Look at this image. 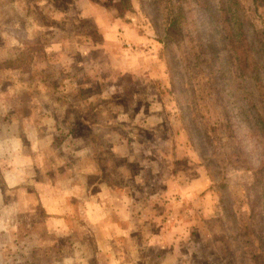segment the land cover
Instances as JSON below:
<instances>
[{
	"label": "rangeland",
	"instance_id": "374dc122",
	"mask_svg": "<svg viewBox=\"0 0 264 264\" xmlns=\"http://www.w3.org/2000/svg\"><path fill=\"white\" fill-rule=\"evenodd\" d=\"M52 2L57 15L49 17L42 0H0V56L2 45L39 50L48 35L75 56L69 41L88 38L83 53L99 60L92 69L118 73L101 83L106 102L131 116L152 104L160 115L157 135L141 134L152 152L142 178L157 193L171 179V264H264V136L254 120L264 118V70L248 51L264 42V0H89L83 17L70 0ZM114 20L127 27L119 45L105 42L118 57L86 53L106 38L96 26ZM191 180L194 195L179 190Z\"/></svg>",
	"mask_w": 264,
	"mask_h": 264
},
{
	"label": "crops",
	"instance_id": "0c3cea01",
	"mask_svg": "<svg viewBox=\"0 0 264 264\" xmlns=\"http://www.w3.org/2000/svg\"><path fill=\"white\" fill-rule=\"evenodd\" d=\"M70 2L87 14L89 0ZM52 3L42 0L41 13L57 15ZM124 25L101 22L106 38L86 53L118 57L105 42L119 45ZM39 40V50L1 46L0 264H171V179L157 193L142 178L152 152L141 134L157 135L160 115L152 104L131 116L106 102L101 83L118 73L92 69L99 60L83 53L84 35L69 41L75 56L52 35ZM192 181L179 190L194 192Z\"/></svg>",
	"mask_w": 264,
	"mask_h": 264
},
{
	"label": "trees",
	"instance_id": "16d2710c",
	"mask_svg": "<svg viewBox=\"0 0 264 264\" xmlns=\"http://www.w3.org/2000/svg\"><path fill=\"white\" fill-rule=\"evenodd\" d=\"M111 3L114 2V0H110ZM104 4V9L107 7L106 4H108V2L103 1ZM106 10V9H105ZM238 34L233 33L230 34V37H235L237 38ZM257 40L256 39V35L255 33H251L250 37L246 35L245 33V46L248 48L247 43L249 42V40ZM250 49H248L250 55H251V66L255 68L256 67H261L260 69L264 70V42H262L261 40H257L256 44L254 46H250ZM235 50V48H233ZM245 52L247 53V50L245 48ZM26 55L28 54L27 52L25 53ZM246 55V54H245ZM245 58H247L245 56ZM27 60V59H26ZM248 93L245 91V99H247ZM254 120L256 122V126L260 127V136H264V118L262 119L258 113H255L254 115Z\"/></svg>",
	"mask_w": 264,
	"mask_h": 264
}]
</instances>
